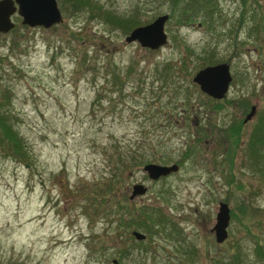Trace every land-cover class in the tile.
<instances>
[{
  "label": "rangeland",
  "instance_id": "obj_1",
  "mask_svg": "<svg viewBox=\"0 0 264 264\" xmlns=\"http://www.w3.org/2000/svg\"><path fill=\"white\" fill-rule=\"evenodd\" d=\"M258 2L248 3L259 12L254 22L264 16V0ZM56 3L59 22L17 21L0 34V110L30 159L24 165L0 151V260L186 264L182 253L192 244L189 264L233 252L238 264H264V176L242 164L240 145L231 166L237 186L229 185L217 129L246 114L224 98L244 97L248 110L264 107V32H251L249 17L238 21V0H216L210 29L200 13L177 21L170 0H89L76 9L68 0ZM162 13V44L125 40L131 28ZM125 20L137 24L127 29L120 24ZM217 62L229 64L231 79L214 111L212 97L192 76ZM253 119L245 120L241 141ZM188 145L192 149L182 153ZM132 157L142 164L130 163ZM147 162L177 167L153 179L142 168ZM135 183L144 190L129 197ZM99 191L106 199L97 200ZM242 200L244 215L236 208ZM219 201L227 204L229 220L227 235L216 242L211 226ZM152 204L172 217L174 228L159 224L149 234L117 226L118 210L133 216Z\"/></svg>",
  "mask_w": 264,
  "mask_h": 264
},
{
  "label": "trees",
  "instance_id": "obj_2",
  "mask_svg": "<svg viewBox=\"0 0 264 264\" xmlns=\"http://www.w3.org/2000/svg\"><path fill=\"white\" fill-rule=\"evenodd\" d=\"M256 3L258 5V0H238V7L239 12L237 14V19L240 22L241 20H245V17H249L253 23L252 27L250 29L251 32H256L260 29L262 32H264V23L261 21L264 20V16L259 18V21L254 22L259 12L255 7L249 8V2ZM67 0H64V3H66ZM68 2L71 3L72 7L74 9L81 7L82 5H89V0H68ZM171 2V12L173 11V15L176 17L177 21L184 22L193 20L197 14H202V20L201 22L207 25V28L210 29L211 20L212 17L209 15V12H211L212 8L216 7V0H170ZM97 7V6H96ZM246 12H249L250 14L246 15ZM110 19L112 21L115 20L111 15ZM260 17V16H259ZM130 20V19H129ZM129 20L121 21L120 24L124 28H129L130 26H133L137 24V22H134L130 25ZM258 23V24H257ZM236 35L234 34L233 39L235 41ZM184 66V63H182ZM165 73V72H164ZM225 96H223L224 98ZM222 98V100H223ZM215 98H212L210 101V105L212 106V110L218 111L219 110V103L220 100H217ZM221 99V98H220ZM225 101L232 102L233 100L236 101V104L238 102V105L236 107L238 109H241L242 112L246 113L248 110V103L247 100L244 97H241L238 100H235L234 98H224ZM231 100V101H230ZM210 110V109H208ZM257 108L255 109L254 114L252 115L254 117L253 121L250 124V129L246 135V138L241 141V133H242V127L244 126L245 122L242 118H234L231 119L228 123L217 127L218 129V137H222L225 140V146L223 149L219 152V155L222 157L221 160H225L228 164V167L231 168L232 162L234 161V157L236 154V148L241 145L240 151H243V162L242 164H246L248 167H253L254 171L259 172L261 176H264V107L259 108L257 111ZM211 111V110H210ZM203 115L201 114V117ZM194 117H191V122L195 123L193 120ZM216 129V130H217ZM199 139V138H198ZM201 139V138H200ZM192 141L197 142V138H192ZM192 148L184 147V150L182 153L187 154ZM0 151L3 155L9 156L12 159L27 165L30 164L29 161V153L27 152L28 149L25 145V141L23 137H21L17 130L12 127L11 123L8 122L7 114L3 112V110H0ZM132 160L130 163L134 165H138L139 163L142 164L141 159L142 158H131ZM230 175L228 177V182H231L229 185H233L232 182H235V179L233 177L232 168L230 171ZM240 182V187L243 186V184ZM234 186H237V180L234 183ZM97 200L100 199H106L101 191L96 192ZM88 199V198H87ZM102 200V201H103ZM98 202V201H97ZM147 210H143L142 208H138V211L133 216L130 215L125 207H123L121 210H118L116 214L117 219V226L123 225L128 227V229L133 228H142L148 231L149 234H153L158 232V225H164L165 223H170V225L173 227L175 226V222L172 220V217L163 210L160 206L156 205H150L146 206ZM236 208L240 211V214L244 215L248 212V207L244 204V200L238 201L236 203ZM111 210V209H110ZM109 210V211H110ZM107 214L109 212H106ZM235 210H231L230 212V218H236ZM132 216V217H131ZM237 219V218H236ZM156 227V228H155ZM174 228V227H173ZM246 228V227H245ZM180 228H177V231ZM179 235L182 233L181 229L178 232ZM252 234V233H251ZM128 236H131L129 233ZM183 236V233H182ZM254 236V234H252ZM254 242H255V251L259 255V257L262 258L263 255V249L262 246L258 240L257 237L254 236ZM179 243V242H178ZM181 245H183L181 243ZM184 247V246H183ZM127 250L124 252L126 255ZM183 254V259L186 262V264H189L191 260L190 256L194 255V248L193 245H188V249L185 250ZM233 254V255H232ZM231 254V258L224 255L217 256L213 260H210L207 264H238L236 262V258H238L236 252H233ZM235 255V256H234ZM235 258V259H233ZM5 262V263H4ZM1 261L0 264H11L12 261L10 259ZM14 263V262H13Z\"/></svg>",
  "mask_w": 264,
  "mask_h": 264
},
{
  "label": "water",
  "instance_id": "obj_3",
  "mask_svg": "<svg viewBox=\"0 0 264 264\" xmlns=\"http://www.w3.org/2000/svg\"><path fill=\"white\" fill-rule=\"evenodd\" d=\"M17 4L18 14L21 16V22L27 25L41 24L49 26L51 23L59 22L61 14L58 9L56 0H15ZM11 0H0V31H6L13 26V22L9 19L13 6H9ZM167 13L158 14L151 21L136 25L125 35V40H136L141 45H147L155 48L166 40V34L163 28ZM231 79L229 64L227 62H217L214 64H206L200 67L192 76V80L198 85V88L208 96L219 99L225 96ZM256 106L250 105L249 110L244 115L243 120L249 119L255 112ZM176 164L169 165L147 162L142 165L147 175L153 179L159 175L167 174L176 169ZM144 190L141 184H133L129 197L135 193ZM229 220L228 206L225 202L219 201L215 212V221L211 226L216 242L222 241L227 235V224ZM131 233L136 238H142L144 234L137 230Z\"/></svg>",
  "mask_w": 264,
  "mask_h": 264
},
{
  "label": "flooded vegetation",
  "instance_id": "obj_4",
  "mask_svg": "<svg viewBox=\"0 0 264 264\" xmlns=\"http://www.w3.org/2000/svg\"><path fill=\"white\" fill-rule=\"evenodd\" d=\"M11 2L12 3H10L9 6L10 7L13 6L14 8L12 9V12L9 14V19L13 22V26H14L15 22H17V21L20 22V23H22V22H21V16L18 14V11H17L16 1L15 0H11ZM36 25H41V24H36ZM32 26H34V25H32ZM11 28H9V29H11ZM5 32H7V31H5ZM5 32L4 31H0V34H4Z\"/></svg>",
  "mask_w": 264,
  "mask_h": 264
}]
</instances>
